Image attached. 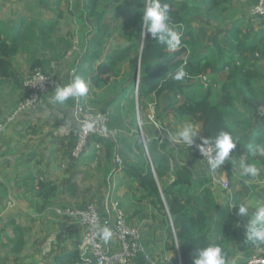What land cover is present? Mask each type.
Instances as JSON below:
<instances>
[{
    "label": "trees",
    "instance_id": "trees-1",
    "mask_svg": "<svg viewBox=\"0 0 264 264\" xmlns=\"http://www.w3.org/2000/svg\"><path fill=\"white\" fill-rule=\"evenodd\" d=\"M62 1L57 0V4ZM65 1L70 11L75 5L80 18L89 24L85 33L89 39L82 56L88 68L78 71L90 74L89 88L94 95L98 90L110 89L122 98L130 94L131 108L138 104L144 117L148 106L154 105L157 118L170 112L181 121L192 118L202 123L203 139L199 141H211L221 130L228 131L237 147L230 153L231 160L224 164L229 166L244 155L245 162L253 159L248 146L264 143V117L259 111L264 100L261 86L264 29L256 30L253 22L262 17L254 11L258 0H167L171 23L181 38V47L174 52L167 48L166 42L158 44L150 33L144 34L146 29L141 18L146 0H76L74 4ZM120 18H124L123 28L128 29L125 44L100 60L113 25L110 20ZM58 24L59 21L20 18L8 28L0 21V78L18 79L14 58L35 45L45 52L54 51L49 57L44 54L41 58L34 52L30 55V68L40 67L47 73L52 59L59 54L57 43L62 38L57 41ZM197 24L215 32L211 42L201 38ZM97 60L100 61L95 65ZM126 61L130 67L128 74H124L122 68ZM138 67V94L135 96ZM181 69L185 77L179 81L173 79ZM203 75L207 76V83L201 81ZM213 79L221 80L218 94ZM110 126H113L111 119ZM136 136L133 141L126 138L123 144L131 153L127 174L145 191L141 199H150L161 215L171 219L175 231L173 245L178 248L181 263L192 264L196 249L209 240L226 253V264L235 251L248 256L255 245L245 242L247 215H239L235 198L220 206L210 178L194 177L187 167L174 166L166 144L154 136L146 140L147 154L138 132ZM97 139L105 142L101 137ZM106 145L111 165L114 144ZM255 159L264 163V158ZM57 193L56 182L40 181L37 186L40 210L50 205ZM18 235L11 240L15 247L25 243L21 229ZM63 264L88 263L79 250H73L66 253Z\"/></svg>",
    "mask_w": 264,
    "mask_h": 264
},
{
    "label": "crops",
    "instance_id": "crops-1",
    "mask_svg": "<svg viewBox=\"0 0 264 264\" xmlns=\"http://www.w3.org/2000/svg\"><path fill=\"white\" fill-rule=\"evenodd\" d=\"M45 1L50 7H58L57 12L77 13L75 5H72L73 11H70L68 6L66 11L60 8L62 3L57 4V0ZM70 1L75 3V0ZM78 14H80L79 10ZM123 19L110 20L113 25L106 41L109 40L117 24L124 27ZM81 21L82 27L79 28L87 32L88 22L82 18ZM253 22L256 30L264 29V17L255 18ZM196 28L203 40L212 41L206 37L211 33L214 36L213 30L207 31L202 24H197ZM123 29L126 30L127 35L128 29ZM88 39L87 35L82 36L84 47ZM124 44H119L117 47ZM83 54L77 60L88 66V63L83 62ZM103 58H105L104 54L100 60ZM100 60H97L95 65ZM16 75L18 79L0 78V126L4 127L0 133V264H63L66 253L73 250H79L85 259L89 260L92 254L85 243L87 227L73 219L58 216L56 207L76 206L84 202L95 203L103 218V228L107 227L111 231L116 214L110 203L116 200L130 223L141 230L146 246L156 255L164 258L174 260L177 253V261L180 264L178 248L175 249L174 255L169 253L165 245L166 239L170 237V231L172 237L171 219L161 215L151 204L150 199H141L145 191L140 189L138 182L127 174L126 165L131 155L128 149L124 145L121 147L120 143L117 147L111 140L104 139L103 143L97 139V136L96 139L92 138L89 141L87 150L81 157L75 158L72 155L80 127L81 116L78 107L82 105L81 96L70 98L63 104L55 102L53 98L55 89L70 82L74 75L66 79L65 74H60L59 79L53 77V85L41 95L36 106L14 115L15 109L26 96L24 77L28 74ZM76 75L89 82L90 74ZM91 93L89 88L86 95L90 96ZM134 94L137 96L136 89ZM173 99L178 100V97L173 96ZM98 111L102 110L98 109ZM155 119L156 126L160 125L169 134L171 133L169 136L172 137V141L166 140L165 143L172 163L173 156H177L178 162L175 166L187 167L194 177L210 178V185L220 206L237 198L236 192L242 193L239 203L245 199H254L263 203L264 163L260 164L261 175L255 179L245 178L240 174L242 171L240 161L246 159L245 155L229 166L223 163L221 165L223 173L219 177L228 180L229 186L226 188L217 185L214 182L213 171L205 161L199 155V158L195 157L189 147L186 149L187 144L178 140L175 135L184 124L192 123L198 127L199 139H203L202 123L192 118L181 121L174 112L165 113L160 118L155 115ZM157 138L163 142V136L159 135ZM129 139L133 141V138ZM108 142L114 144L111 148L114 152L111 165L108 164L107 159ZM117 153L123 154L124 159H121L120 164L116 161ZM94 163H99V172L92 169ZM40 181H54L58 184V193L54 201L44 210H40L41 201L37 194ZM248 220L247 216V223ZM20 229L24 233L25 243L23 246L15 247L11 240L19 236ZM164 229H168L167 234ZM170 243L173 247V237ZM106 245L109 249H117L118 239L111 234ZM254 253L264 255V246H255L248 256L235 251L229 264H248L249 257Z\"/></svg>",
    "mask_w": 264,
    "mask_h": 264
},
{
    "label": "rangeland",
    "instance_id": "rangeland-1",
    "mask_svg": "<svg viewBox=\"0 0 264 264\" xmlns=\"http://www.w3.org/2000/svg\"><path fill=\"white\" fill-rule=\"evenodd\" d=\"M40 2L41 4H39ZM67 6L68 5L66 1L63 0L60 8L62 10H66L68 9ZM58 10H59L58 7L57 8L50 7L49 5H47L45 0L43 1L41 0H0V21L4 24L5 27H8V28H11V26L14 23H16L17 20H19L20 18H26L29 20L34 19L37 22L59 21V24L56 30V35L58 37L57 41L59 38H62L57 43V46L59 47L58 48L59 54L55 59H52L53 63L51 64L50 68H48L46 74L54 77V79H57V78L59 79L60 74H65V79L70 77V75H74L73 76L74 78L78 76L76 74H80L78 70H81L82 68L87 67V65L82 64L77 60V58H79L81 54H83L84 46L82 42V36L85 34L86 31H83L81 30V28H79V27H82V21L80 18V14H78L77 8L75 9V12H77L76 14H74V12L73 13L68 12L67 10H66L67 13L63 11L57 12ZM61 14H65V15H61ZM211 34H209L206 37V39H212L213 35ZM124 36H126V30L123 29L122 26L117 24L114 27L113 31L111 32V35L109 36V40H107L104 45V48H103L104 56L111 53L115 48H117L119 44H124V40H125ZM33 52L36 53L41 58L44 57V54H46L47 57H49L50 54L52 55L54 54V51L45 52L40 47H37L36 45L33 47H30L29 49L23 50L14 59V64H15L14 66L18 74H23L24 76H26L27 74H31L32 72H34L36 69H41L40 67H37L34 69L30 68L31 66L30 55ZM55 52L57 53V51ZM76 67H77V70H76ZM122 68L124 70V74H128L130 70L129 61L128 62L126 61L125 63H123ZM87 72H90V70ZM138 72L139 71L137 70V73ZM263 75H264V68H263ZM220 82L221 80L219 79H215V80L213 79V83L216 87L215 88L216 94L219 93ZM261 86L264 87V81L262 82ZM96 93H97L96 95L91 93L90 96L89 95L81 96L80 102L85 108L89 110H98V109L104 110L103 108H105V111L109 113L111 122L113 124V126H110L111 128L110 130H114L113 132H115L116 134L117 142H114V144L117 147H118V143H120L122 147V145L127 142L126 138L129 139L131 137L133 138V140H136L137 132L140 134V138H143V143L146 142L148 137L154 136L157 138L159 135L163 136L164 143L166 140L172 141V137L169 136L171 133L169 134L160 125L156 126L155 124L156 112L152 111V105L146 110V116L144 117L143 112L139 110L138 104H134L133 105L134 107L132 106L133 108H131L130 102L132 100V97L130 96V94L122 98L119 96V94H117V92H114V90L112 89L104 90V91L98 90ZM100 99L101 101H99ZM262 106H264V100L262 101ZM197 135L194 137L195 141L201 140L199 139ZM173 143H176V142H173ZM143 145L145 149V144ZM187 148H188V145L186 146V149ZM119 156L121 159H124L123 154ZM194 156L199 158L197 153H194ZM173 157H174L173 165L175 166L178 160L176 161L177 156H173ZM99 166H100L99 163H94V165L92 166V169L99 172ZM222 169L223 168L220 166V168L213 171V176L221 175L223 173ZM240 170H242V168H240ZM238 174L239 173L237 171V175ZM230 185H231V181H230ZM236 193H238V195H236L237 198H235L234 205L237 203L239 204V200L242 195L241 192H236ZM83 204H88V203L84 202ZM121 208L124 209L123 206ZM167 228H169L170 230L169 226ZM167 230L168 229H164V231H166V234H167ZM172 232H173L172 237L175 238L173 227H172ZM172 237H171V231H170V237L166 239L165 245L167 246V250L169 251V253L171 252L172 254L175 255V252L177 249L175 248L176 247L175 244L173 245V247L171 246L170 241L172 240ZM148 253L154 259H157V258H160L161 260L164 259V256L160 257V255H156V253L152 252L150 248H148ZM174 260L176 264H179L177 261V253L175 255Z\"/></svg>",
    "mask_w": 264,
    "mask_h": 264
},
{
    "label": "built area",
    "instance_id": "built-area-1",
    "mask_svg": "<svg viewBox=\"0 0 264 264\" xmlns=\"http://www.w3.org/2000/svg\"><path fill=\"white\" fill-rule=\"evenodd\" d=\"M254 11L256 14L264 17V0H258ZM201 81L207 83L209 80L207 76L203 75L201 76ZM53 83V77L47 75L41 69H36L31 74H28L24 80L27 95L15 109L14 115L29 107L36 106L40 101L41 95L48 91ZM135 87L138 94V81ZM78 110L81 120L76 143L72 151V155L75 158L81 157L86 152L88 143L94 136L101 137L107 141L117 142L114 130H110L108 127V122L110 121L108 112L105 110H89L82 105H79ZM152 111H155L154 105H152ZM259 111L261 116L264 117V106L261 105ZM3 129L4 127L1 125L0 133ZM188 147L192 148L208 165V156L202 154L201 147L207 151L211 147V144H204V141H193ZM211 154L209 152V155ZM116 161L120 164V156H116ZM214 182L226 188L229 186L228 180L219 176H214ZM110 206L116 214L111 234L118 239L119 248L117 249L107 248L106 243L101 238L100 229L103 228V218L95 203L91 202L84 206L56 207L55 211L58 216L73 219L87 227L85 243L87 249L92 254V257L87 260L88 264H176L174 260L168 257L163 260L152 258L148 253V248L140 229L130 223L126 214L119 208L117 201H112ZM179 260L180 264H182L181 258ZM247 262L248 264H264V255L254 253L249 257Z\"/></svg>",
    "mask_w": 264,
    "mask_h": 264
},
{
    "label": "clouds",
    "instance_id": "clouds-1",
    "mask_svg": "<svg viewBox=\"0 0 264 264\" xmlns=\"http://www.w3.org/2000/svg\"><path fill=\"white\" fill-rule=\"evenodd\" d=\"M141 19L142 25L146 29L145 35L150 33L158 44L166 42L170 51L174 52L181 47L180 34L171 23L170 6L167 0H146ZM185 75V71L181 69L175 73L173 79L179 81ZM88 91L89 82L83 78L74 77L70 82L55 89L53 99L55 102L63 104L70 98L86 95ZM197 133L198 127L195 124L186 123L178 129L175 135L178 140L190 146ZM204 144H211L207 151L201 147L202 154L208 156L207 163L211 171L220 168L226 160H231L230 153L237 147V142L232 134L225 130H221L211 141L205 139ZM248 151L253 159L250 162L240 161L242 168L240 174L255 179L261 175L260 160L255 158H264V143L249 145ZM209 152L212 154L209 155ZM250 209H252L251 212ZM239 215L249 217L245 242L256 247L264 245V203L254 199H245L239 203ZM100 234L104 242L108 243L111 231L104 227L100 229ZM192 264H226V253L218 244L209 240L204 246L196 249Z\"/></svg>",
    "mask_w": 264,
    "mask_h": 264
},
{
    "label": "water",
    "instance_id": "water-1",
    "mask_svg": "<svg viewBox=\"0 0 264 264\" xmlns=\"http://www.w3.org/2000/svg\"><path fill=\"white\" fill-rule=\"evenodd\" d=\"M138 71H139V67H138ZM136 78H137V81H138V73H137V75H136ZM135 80H136V79H135ZM144 144H145L146 153L148 154V150H147L146 142H145Z\"/></svg>",
    "mask_w": 264,
    "mask_h": 264
}]
</instances>
